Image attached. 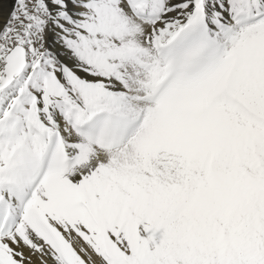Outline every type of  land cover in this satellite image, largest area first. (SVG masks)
<instances>
[{
    "label": "snow or ice",
    "instance_id": "obj_1",
    "mask_svg": "<svg viewBox=\"0 0 264 264\" xmlns=\"http://www.w3.org/2000/svg\"><path fill=\"white\" fill-rule=\"evenodd\" d=\"M0 0V264H264V0Z\"/></svg>",
    "mask_w": 264,
    "mask_h": 264
},
{
    "label": "bare ground",
    "instance_id": "obj_2",
    "mask_svg": "<svg viewBox=\"0 0 264 264\" xmlns=\"http://www.w3.org/2000/svg\"><path fill=\"white\" fill-rule=\"evenodd\" d=\"M3 11L7 13L8 10L11 8V0H3Z\"/></svg>",
    "mask_w": 264,
    "mask_h": 264
}]
</instances>
